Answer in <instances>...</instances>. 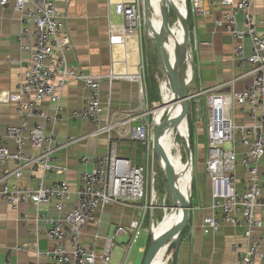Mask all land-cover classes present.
Masks as SVG:
<instances>
[{
	"label": "built area",
	"instance_id": "built-area-1",
	"mask_svg": "<svg viewBox=\"0 0 264 264\" xmlns=\"http://www.w3.org/2000/svg\"><path fill=\"white\" fill-rule=\"evenodd\" d=\"M204 1L190 0L194 14H205ZM221 1L228 10L215 17V28L224 29L236 41L234 54L236 59L252 65L249 73L252 75V83L245 90L234 93L222 92L219 87L201 92L191 91L192 97L206 98L204 105H198V112H203L205 117V125L202 127L207 147L205 169L211 179L212 202L211 214L203 220V231L217 232L223 221L234 227L245 226L246 248L242 249L238 244L232 246L236 256L234 264H264V238L258 234L264 227V221L256 214L257 208H264L261 183L264 174L260 170L264 157V29L258 28L259 24L264 26V18L259 19L252 10L257 0ZM57 2L0 0L1 7L13 5L21 13L24 24H34L36 37L33 46H24V50L31 54L29 63L19 74L16 91L7 95L8 101L17 104L20 122L8 125L4 134L0 135V143L3 142L0 144V166L4 167V176L0 178V201H6L14 208L25 201L32 202L36 207L54 205L58 216H39L42 224L49 226L47 235L54 244L50 264H124L132 246L145 230L146 211L149 207L146 203L148 166L137 164L133 158L119 153L124 142L149 147L153 139L150 138L151 128L146 118L148 113L143 111L147 102L145 75L139 72V77L135 79L139 84L141 107L129 110L124 118L116 119L115 115L110 117L104 114L101 83L105 77L86 73L68 60L67 54L74 49V44L59 22ZM114 11L123 18L124 26L120 29L123 34L137 32L145 26L139 0L116 2ZM239 21L244 24L243 28L239 26ZM27 32L25 27L21 36ZM247 38L253 45L251 54L245 51L244 42ZM122 41L121 34L111 37V42L121 44ZM189 55L192 63L191 49ZM193 77L194 67L189 88ZM69 79L82 81L87 90L83 106L73 112L72 118L94 124L95 129L91 135H106L108 141L106 155L83 156V164L93 166L82 171L74 203H71L72 190L66 180L51 185L41 181L35 188L8 182L11 176L22 178L26 169L33 172L41 170L44 179L53 174L67 173V168L58 163L56 152L78 142L79 138L70 137L59 142L55 127L63 119L61 90ZM45 100L55 106L53 112L44 108L42 104ZM235 104L251 106V122H235ZM48 125H51L49 134ZM227 144L231 147L226 148ZM237 144L243 147L240 158ZM27 147L34 149V152H28ZM9 160L16 164L13 170L5 167ZM238 163L246 174L242 180L237 173ZM239 181L244 184L243 190L237 188ZM112 203L135 206L138 217L131 220L128 226H117L114 236H104L100 250L97 247L99 235L87 246L82 239L84 226L93 220L99 224L101 221L95 219V211ZM124 234L129 235V241L119 245L116 242L117 236ZM66 240L69 246L65 245ZM116 246H120L123 255L120 263L113 261Z\"/></svg>",
	"mask_w": 264,
	"mask_h": 264
},
{
	"label": "crops",
	"instance_id": "crops-1",
	"mask_svg": "<svg viewBox=\"0 0 264 264\" xmlns=\"http://www.w3.org/2000/svg\"><path fill=\"white\" fill-rule=\"evenodd\" d=\"M121 1L130 2L133 0H58L57 2L59 22L69 33L74 44V49L67 54L68 60L86 73L105 77L101 83L104 114L110 117L115 115L116 119L126 117L129 110L142 105L139 84L135 80L139 77V63L143 57L142 36L140 37L136 31L126 34L120 32L124 22L116 21L117 14L114 11V3ZM139 1L143 11V0ZM188 1L186 0V5ZM177 2L183 13L184 0H177ZM203 8L205 14L200 15L194 14L191 8L190 47L194 67L191 91L201 92L219 87L220 91L225 93L241 92L252 83V75H249L252 65L236 59L234 54L236 41L224 29L215 28L214 23L215 17L227 11L228 7L223 5L221 0H205ZM252 10L259 19L264 18V0H257ZM187 11L189 13L188 7ZM239 23V26L243 28L242 21ZM25 25L22 22L21 13L15 10L13 5L0 6V135L4 134L8 125L20 122L17 104L8 101L7 95L16 91L19 74L29 63L31 54L30 51L24 50V46H33L36 42L34 24ZM25 27L28 32L21 36ZM258 28L263 30L264 26L259 24ZM120 34L123 37L121 44L111 42L112 36ZM244 45L246 54H251L253 49L251 40L247 38ZM163 82L162 78L160 80L161 92H163V87L166 90L168 80L165 86ZM145 85L147 89L146 76ZM168 86L171 90L170 81ZM86 95V87L80 80L69 79L61 90L63 119L55 127L57 141L64 142L70 137L79 138L78 142L56 152L58 163L67 168V173L64 175L53 174L44 179L41 170L33 172L26 169L20 179L15 176L9 177V184L19 183L22 186L35 188L41 181L51 185L56 181L66 180L72 190L71 203L76 201V191L80 185L81 173L85 168L91 169L93 166L83 164V156L100 157L106 155L108 150L106 135H91L95 129L94 124L72 118L73 112L83 106ZM194 98L196 97L191 99L192 112ZM200 99L198 98L197 104L202 106L206 103V98L203 96ZM42 105L49 111H54L55 106L48 100H45ZM147 108L146 102L143 111H146ZM158 109L159 107L156 110ZM250 109L249 104L243 106L235 104L233 110L235 122L237 124L251 122ZM198 115L199 121L195 138L202 137V147H205L206 135L202 130L205 117L203 114ZM155 122L157 124V119ZM50 130L51 125H48L47 134ZM200 145L201 143L198 144L196 141V153L204 150ZM10 147L13 149L12 145ZM26 150L34 152V149L30 147H27ZM236 150L240 158L243 147L237 144ZM5 167L13 170L16 164L9 160ZM3 170L4 167L0 166V178L4 176ZM260 170L264 174V157L260 163ZM204 171L201 172L206 176L207 188L204 189L198 185L196 203L192 208L188 224L178 239L172 264H234L236 256L232 251V246L238 244L242 249L246 248L245 226L234 227L223 221L219 231L212 233L203 231V220L211 214L210 205L212 202L211 179L205 169ZM237 173L240 180L246 175L240 163L237 165ZM261 183L264 194V175ZM243 187L244 184L239 181L237 188L243 190ZM152 201H154V196H152ZM41 214L59 215L53 204L36 207L32 202L25 201L18 208H14L8 202L0 201V264L51 263L50 253L54 244L47 235L49 226H45L39 220ZM256 214L264 221V208H257ZM94 216L101 222L98 224L94 220L89 221L83 228L82 239L88 246L94 242L95 236L99 235L97 247L100 250L104 244L103 237L114 236L119 225L128 226L131 220L138 217V210L135 206L112 203L102 210L97 209ZM157 222L152 224L153 233L157 228ZM258 234L264 238V227L258 231ZM121 238L122 242L129 241L127 234L121 235ZM65 245L69 246V241L66 240ZM262 249H264V245Z\"/></svg>",
	"mask_w": 264,
	"mask_h": 264
},
{
	"label": "rangeland",
	"instance_id": "rangeland-1",
	"mask_svg": "<svg viewBox=\"0 0 264 264\" xmlns=\"http://www.w3.org/2000/svg\"><path fill=\"white\" fill-rule=\"evenodd\" d=\"M162 2L164 3L165 0H162ZM169 6V3H168ZM189 9V12L191 14V2L190 0L188 1L187 5H186ZM188 12V11H187ZM169 17H170V24L171 26H175L176 24L179 26V24L177 22H175L177 20L174 12L170 11L169 12ZM116 21L117 22H123V18L122 16H115ZM138 35H140V37L142 36V55L143 57L141 58V61L139 63V72L143 75H145L147 77V73L149 72H154L155 77L157 79L158 82V91H159V103L154 104L153 106L149 103V93L147 92V105L148 108L146 109V112L148 113L146 118L148 119V122L150 124V128H151V132H150V138H153V131L155 129V119H157V113L158 111L154 112L158 107H160L163 104V99H162V95H161V88H160V80L163 78L164 82L168 83L166 84V91L171 92V90L169 89V81H170V76L168 75V68H167V56L164 52V58L167 64H163L160 56L158 54V50L156 48V42L154 39H152L148 33L147 30H145V26H143V28L138 29V31L136 32ZM175 34L176 36L179 35V31L178 29L175 30ZM173 48L176 49V46H174ZM167 73V74H166ZM163 81V80H162ZM171 86V84H170ZM188 91L191 94V99L192 97V92H191V88L188 87ZM198 98L200 99L201 97H196L193 99V112H192V103H191V99H190V118H191V125H190V138H189V142H190V146L191 149L193 151V164H194V173L192 175L193 177V184H192V197L190 198V208L192 211V208L194 207L195 202V198L197 195V190H198V185L199 187H202L204 189L207 188L206 185V176L201 172H205V165H206V159H207V155H206V150L207 147H202V142H203V138L202 137H196L195 138V134H196V130H197V122L199 121V113L197 111V101ZM203 98V97H202ZM201 100V99H200ZM202 104V100L200 101ZM165 104V103H164ZM161 109V108H160ZM203 112L200 113V115H202ZM204 117V114H203ZM166 119V117H164V120ZM163 120V121H164ZM162 122V120H160V123ZM187 124V121H185ZM159 123V124H160ZM203 125H205V122L203 123ZM202 125V126H203ZM187 128H188V124H187ZM189 130V128H188ZM183 132V130H182ZM179 136H183V133L180 132ZM177 137L179 143H180V155L182 158V161L184 163H186V165L188 166L187 163V156L185 153L184 148L182 147V140L180 139V137ZM197 139V140H196ZM196 141L198 142V144L201 143L200 147L204 150L197 152L196 153V146L195 143ZM123 144H125L123 147H120L119 153L122 156H130L131 158H133L137 164H144L148 166V185H147V194H148V198L146 200V203L149 205L147 211H146V220H145V225L144 228L145 230H143L141 232V235L138 239V241L132 246L128 258L126 260V262L124 264H143L144 259H145V255H146V251L148 247V240H152L153 238V232H152V223L153 222H157L160 219H162V217L164 216V209L166 207H164V205H167L169 207H171V211L173 212V209H175V200L174 197H172L170 188H169V183H168V179L167 176L165 174L164 169L162 168L161 162H159L158 157L154 154L153 151V139L149 145V147H146L142 144H131L130 142H124ZM226 148H230L231 145L227 144L225 146ZM177 154V152L174 153V156ZM193 170V168H192ZM206 170V169H205ZM187 173L190 175V168H187ZM152 196H154V199L156 200L154 203L152 202ZM145 204V202H143ZM153 219V222H152ZM158 223V222H157ZM156 223V226L158 227V224ZM116 242L118 244L121 243H125L122 242V238L121 236L117 237ZM144 247V248H143ZM142 248V249H141ZM173 249V254L172 257L169 261L168 264H172L173 263V259H174V252H175V247H172ZM123 258L122 252L120 250V248L118 246L115 247L114 249V254H113V261L120 263L121 260Z\"/></svg>",
	"mask_w": 264,
	"mask_h": 264
},
{
	"label": "bare ground",
	"instance_id": "bare-ground-1",
	"mask_svg": "<svg viewBox=\"0 0 264 264\" xmlns=\"http://www.w3.org/2000/svg\"><path fill=\"white\" fill-rule=\"evenodd\" d=\"M169 3L173 4L179 11V13H182L180 10V7L178 5L177 0H169ZM162 0H151V10H150V28L152 31L156 32L159 35L165 36V44H164V51L167 56V62L170 67L176 66V51L179 44L182 43L184 38V31L183 26L180 18L177 16V22L179 26L176 24L175 26H171L170 22L168 26H165L163 23L162 18V6H163ZM168 6V4H167ZM155 9V10H154ZM186 13V0H184V12L182 13L185 15ZM179 28V35L176 36L175 30ZM176 46V49L173 48ZM188 61L186 65V72L184 76L181 78V84L188 88L192 81L193 76V66L191 63V57L188 56ZM168 75H169V69H168ZM171 84V83H170ZM165 86V85H164ZM172 92L166 91L163 87V100L165 102L164 106L159 108L157 113V124L159 125L160 120H164V117H166L169 120H178L175 126H171L167 128L164 133L162 134V137L160 139V145L165 153L167 160L165 161L163 158L160 159L159 162H161L162 168L165 170L167 167H171L175 181H176V187L178 190V196L175 197V209H173V212L170 210L171 207L164 205L165 213L164 218L160 219L158 222V227L156 228L155 232L153 233V236L157 238L160 236L163 232L167 230H175L179 228V226L183 223L184 217H185V206L184 203L190 202V198L192 197V184H193V173H194V164L193 159L192 161H187L188 166L186 163L182 161L181 155H180V143L177 139V137L180 135V132L183 133V136H179L181 140H189V130L187 128V124L185 121H187L186 117H183L182 115V109H183V102L181 99H178L176 94L174 93L173 89L171 88ZM163 105V104H162ZM183 130V132H182ZM182 143V142H181ZM183 147V144H182ZM184 148V147H183ZM177 152V154L174 156V153ZM159 159V158H158ZM187 168H190V175L187 173ZM193 168V170H192ZM153 203L155 202L152 201ZM173 239H178V233H176L173 237ZM171 241H167L163 243L159 250L157 251L153 261L151 264H166V262L172 257L173 249H172Z\"/></svg>",
	"mask_w": 264,
	"mask_h": 264
},
{
	"label": "water",
	"instance_id": "water-1",
	"mask_svg": "<svg viewBox=\"0 0 264 264\" xmlns=\"http://www.w3.org/2000/svg\"><path fill=\"white\" fill-rule=\"evenodd\" d=\"M169 0H165L163 6H162V18H163V23L165 26L169 25L170 17H169V12L172 11L174 12L175 15H177L183 26V31H184V38L181 44L178 45L177 51H176V66L175 67H170L164 58V44H165V36L159 35L156 32L152 31L150 28V10H151V0H143V13H144V18H145V30L148 31L150 37L155 40L156 42V48L158 50V54L160 56V59L163 64H167V68L169 69V76H170V83H171V88L173 89L174 93L178 97V99H181L183 102V109H182V115L183 117H186L188 127L190 130V125H191V118H190V99H191V94L188 91V88L184 87L181 84V78L184 76L187 68V61H188V56L190 52V26L188 22V13H187V6H186V13L183 15L182 13H179L178 9L171 3L168 2ZM169 3V6L167 4ZM178 120H169L165 119L163 122H161L159 125H155L154 133H153V151L154 154L159 158V161L161 158H163L165 161L167 160V157L165 153L163 152L161 145H160V139L162 137V134L164 131L171 127L175 126ZM184 150L187 156L188 161H192V151L189 146V140H182ZM165 174L168 179L169 183V188L172 194V197H179L178 196V190L176 187V181L175 177L173 174V171L171 167H167L165 170ZM185 206V217L183 223L179 226L177 231L175 230H167L163 232L160 236L155 238L153 236L149 248L146 252V256L144 259L143 264H151L153 261L157 251L159 250L160 246L167 242L171 241V244L173 247H176L177 242L179 237L181 236L183 230L188 224L190 214H191V208H190V202L184 203ZM178 233V239H173L174 235Z\"/></svg>",
	"mask_w": 264,
	"mask_h": 264
},
{
	"label": "trees",
	"instance_id": "trees-1",
	"mask_svg": "<svg viewBox=\"0 0 264 264\" xmlns=\"http://www.w3.org/2000/svg\"><path fill=\"white\" fill-rule=\"evenodd\" d=\"M177 18V16H176ZM190 19H191V14L190 12L188 13V22H189V26H190ZM179 31V28H178ZM146 81H147V91L149 93V103L153 106L156 103H159V91H158V82L157 79L155 77L154 72H148V75L146 77ZM163 105H164V101H163ZM148 244L150 245V240H148ZM148 245V247H149ZM148 250V248H147ZM147 252V251H146ZM146 256V255H145Z\"/></svg>",
	"mask_w": 264,
	"mask_h": 264
},
{
	"label": "flooded vegetation",
	"instance_id": "flooded-vegetation-1",
	"mask_svg": "<svg viewBox=\"0 0 264 264\" xmlns=\"http://www.w3.org/2000/svg\"><path fill=\"white\" fill-rule=\"evenodd\" d=\"M165 52V51H164ZM167 74V73H166ZM166 82H163V85H165ZM162 97H163V92H161ZM164 101V100H163ZM165 103V102H164ZM164 105H161L159 108L163 107Z\"/></svg>",
	"mask_w": 264,
	"mask_h": 264
}]
</instances>
